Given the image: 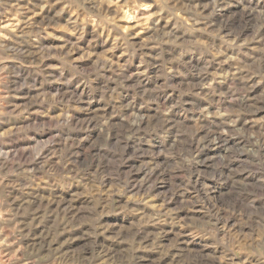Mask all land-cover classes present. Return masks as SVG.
Instances as JSON below:
<instances>
[{
    "label": "rangeland",
    "instance_id": "1",
    "mask_svg": "<svg viewBox=\"0 0 264 264\" xmlns=\"http://www.w3.org/2000/svg\"><path fill=\"white\" fill-rule=\"evenodd\" d=\"M93 3L0 0V264H264V0Z\"/></svg>",
    "mask_w": 264,
    "mask_h": 264
},
{
    "label": "clouds",
    "instance_id": "2",
    "mask_svg": "<svg viewBox=\"0 0 264 264\" xmlns=\"http://www.w3.org/2000/svg\"><path fill=\"white\" fill-rule=\"evenodd\" d=\"M107 2V0H102V3H100V4H96V3H93V6L94 7H103V3H106ZM83 5H81V7H82ZM5 239H7V237L5 238Z\"/></svg>",
    "mask_w": 264,
    "mask_h": 264
}]
</instances>
